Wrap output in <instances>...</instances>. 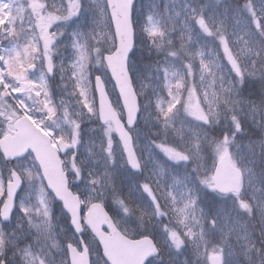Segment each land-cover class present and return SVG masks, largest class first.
<instances>
[{"label": "snow or ice", "instance_id": "obj_1", "mask_svg": "<svg viewBox=\"0 0 264 264\" xmlns=\"http://www.w3.org/2000/svg\"><path fill=\"white\" fill-rule=\"evenodd\" d=\"M0 264H264V0H0Z\"/></svg>", "mask_w": 264, "mask_h": 264}, {"label": "rangeland", "instance_id": "obj_2", "mask_svg": "<svg viewBox=\"0 0 264 264\" xmlns=\"http://www.w3.org/2000/svg\"><path fill=\"white\" fill-rule=\"evenodd\" d=\"M145 2H147V0H145Z\"/></svg>", "mask_w": 264, "mask_h": 264}]
</instances>
